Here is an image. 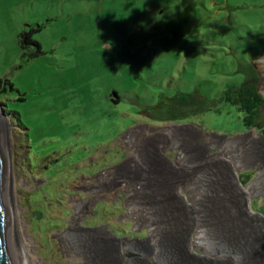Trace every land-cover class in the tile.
<instances>
[{"label": "rangeland", "instance_id": "obj_1", "mask_svg": "<svg viewBox=\"0 0 264 264\" xmlns=\"http://www.w3.org/2000/svg\"><path fill=\"white\" fill-rule=\"evenodd\" d=\"M101 1L0 0V111L24 258H264V231L243 213L231 177L212 160L236 163L240 186L254 188L252 211L261 212L264 141L256 136L264 135V104L245 129L237 109L218 99L222 85L239 76L232 75L237 66L244 83L259 86L248 63L264 48V0H115L112 7ZM23 32L38 46L20 43ZM185 92H197L198 108L178 103ZM125 184L140 188L129 192ZM94 190L104 195L86 202ZM191 233L199 240L192 251ZM61 235L80 263L65 253Z\"/></svg>", "mask_w": 264, "mask_h": 264}, {"label": "water", "instance_id": "obj_2", "mask_svg": "<svg viewBox=\"0 0 264 264\" xmlns=\"http://www.w3.org/2000/svg\"><path fill=\"white\" fill-rule=\"evenodd\" d=\"M252 64L260 79L257 91L264 101V48L258 56L252 59ZM2 116L4 114L0 111V264H22L10 208L8 137ZM258 213L264 218L261 212ZM236 264H264V258Z\"/></svg>", "mask_w": 264, "mask_h": 264}, {"label": "trees", "instance_id": "obj_3", "mask_svg": "<svg viewBox=\"0 0 264 264\" xmlns=\"http://www.w3.org/2000/svg\"><path fill=\"white\" fill-rule=\"evenodd\" d=\"M104 1H106L104 3ZM115 0H102L101 2L106 5V7H112L115 5ZM136 1V0H134ZM110 9V8H108ZM102 7V11H103ZM112 18V16H106ZM19 41L20 43H32L38 46V43L35 40H32L29 36V33L23 32L19 35ZM259 53V52H258ZM245 64V63H244ZM248 64H252L249 62ZM243 67V65H242ZM238 68V66H237ZM237 68L232 73V75L237 74L239 75L236 78H232L228 80V82L224 83L222 85V89L219 93V101L223 100L225 103L232 105L237 109V111L241 114L240 121L245 129L251 128L257 117L259 112V107L263 104V99L261 94L257 91L258 87L253 86L247 83H244L242 81L243 79V69L241 72L237 71ZM231 74V73H230ZM258 74V73H257ZM259 77V76H258ZM115 93V92H114ZM197 92H185V93H179L177 96L178 103L183 106H194L195 108H198L200 104L203 102V100L197 99L196 96ZM198 95V94H197ZM201 98H203L201 96ZM205 100V99H204ZM119 98L114 99V102H118ZM172 108V107H171ZM177 108V107H175ZM5 111V110H4ZM175 111V110H174ZM262 131L264 132V127L262 128ZM243 184L247 182V180L242 179L241 180ZM101 205L99 204L96 208V212H100ZM260 211L264 215V205L260 208Z\"/></svg>", "mask_w": 264, "mask_h": 264}, {"label": "bare ground", "instance_id": "obj_4", "mask_svg": "<svg viewBox=\"0 0 264 264\" xmlns=\"http://www.w3.org/2000/svg\"><path fill=\"white\" fill-rule=\"evenodd\" d=\"M161 129V128H160ZM149 130V129H148ZM161 131V130H160ZM163 132V131H162ZM248 135H253L254 137L257 135V134H254V131L251 130ZM257 138L259 137L261 140L264 141V135H257L256 136ZM255 137V138H256ZM132 152V149H130V153ZM161 154V153H160ZM163 159H165L164 157H162ZM232 158V157H231ZM212 160L218 162L219 164H222V166L224 167L225 169V173L226 175H228V178L231 177V179L229 178V182H230V185H231V189H233V194L234 196H236L237 200H238V204L239 206L241 205V208H242V211L243 213L253 221V223H256V227L262 231H264V218L258 213V212H253L251 207H250V197L252 195L255 194V191H254V188L252 187V185H249L247 187H241L240 184L238 183V179L236 178V163L230 159H224L223 157H215L213 158ZM165 162H167V164L172 167L173 169H178L177 168V163L175 162V164L171 163V162H168L167 159H165ZM8 170H9V166H8ZM111 173V171L105 173L104 175L102 176H98V178H95V180L97 181H100L103 179H107V176ZM237 180V181H236ZM122 182V181H121ZM126 182V181H124ZM126 185V184H125ZM124 187H128V190L129 192H136L138 191V188H140V186H135V185H132V184H129V185H126ZM108 194V193H107ZM111 194V193H110ZM104 194L102 193H99V191L97 190H94V191H91V196L88 198V203H91L93 202L95 199L103 196ZM182 191L181 190H176V196L179 198L180 196H182ZM187 208H190L193 206L192 202H184L183 203ZM79 214H80V211L78 209L77 206H75V212L71 218V221L72 223H76L78 221V218H79ZM144 213L142 214V217H144ZM15 220V219H14ZM14 225V223H13ZM15 228V226H14ZM17 230L15 229V232ZM18 232H16V236H17V242H18ZM192 234V233H191ZM61 238H62V243H63V247H64V250H65V253L70 256L73 260H77L79 263H80V258H75V252H72V249L69 247L67 241L65 240V238L63 237V235H61ZM199 240L195 237V235H191V237L189 238L188 240V245L189 247L188 250L192 251V247H194V245H196V243L198 242ZM21 246V247H19ZM18 247H19V252H20V256H21V260H22V264H30L25 258L24 256H26V254H24L22 252V245H20V243L18 242Z\"/></svg>", "mask_w": 264, "mask_h": 264}]
</instances>
